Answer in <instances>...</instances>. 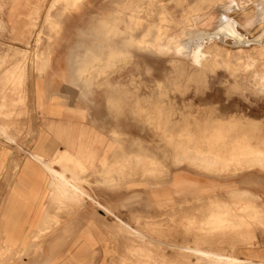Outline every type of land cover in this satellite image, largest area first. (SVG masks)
<instances>
[{
  "label": "crops",
  "instance_id": "obj_1",
  "mask_svg": "<svg viewBox=\"0 0 264 264\" xmlns=\"http://www.w3.org/2000/svg\"><path fill=\"white\" fill-rule=\"evenodd\" d=\"M51 1L0 0V99L4 95L10 101L9 72L19 64L24 68L16 58L34 47L30 44L36 22L39 30ZM82 1L85 11L88 0ZM45 48L41 52H58L55 46ZM53 58L42 64L44 73L36 66L30 80L25 71L33 114L23 115L15 130L21 136L18 143L0 138V264H208L199 257L189 262L182 252H156L158 243L148 231H173L180 236L178 244L186 242L187 232L199 239L197 230L204 232L208 214L212 219L206 226L215 227L222 210L227 221L233 211L247 225L234 219L235 230L213 245L254 238L253 247L235 249L236 258L230 263L264 264L261 163L234 172L228 168L223 175L175 161V166L161 169L153 157L129 153L122 138L106 140L109 133L121 129L98 123L97 112L85 121L69 112L76 108L74 98L69 99L68 89L64 92L59 86L74 84L73 77L69 81L59 70L61 62ZM82 62L81 58L75 61L76 81L83 79ZM66 99L72 102L65 112L59 105ZM234 131L238 138L251 134L249 126ZM6 132L0 131V136H10ZM257 138L264 142V136ZM252 209L256 216L251 218Z\"/></svg>",
  "mask_w": 264,
  "mask_h": 264
},
{
  "label": "rangeland",
  "instance_id": "obj_2",
  "mask_svg": "<svg viewBox=\"0 0 264 264\" xmlns=\"http://www.w3.org/2000/svg\"><path fill=\"white\" fill-rule=\"evenodd\" d=\"M128 1L88 0L83 11L82 0H76L72 6L71 0H52L43 11L39 30L38 21L36 22V35L30 44L34 47L29 46L28 52L18 54L16 58L23 62L24 75L26 71V77L30 80L36 66L37 71L44 73L42 64L54 55L53 60L61 62L59 70H63L60 72H64L69 81L73 77L74 84L59 86L64 92L68 89L69 99L72 96L74 98L76 108L69 112L83 121L91 113L97 112L100 120L98 123L121 129V133H109L106 140L122 138L123 142L127 141L123 149L129 153H138L139 158L153 157L161 169L175 166L174 161L177 165L185 163L190 167L204 166L199 165L205 164L200 163L202 160H199V153H205L211 147L213 151L218 150L217 152L224 150L220 145L208 143L210 135H223L226 137V145L229 146L233 142L229 139L238 138L234 136L237 126L250 127L252 132L248 139L245 138L247 135H241L238 139L264 154V142L257 141V135L264 136V92L259 90L256 77H243L239 68L244 53H250L256 59L264 57V40L261 39L264 37V31L261 30L262 25L257 22L261 18L259 5L264 3V0H218L214 5L210 4L213 0H138L140 13L148 11L150 22L162 26L165 41L170 44L168 50L156 55L137 51L127 45L126 48L132 54L131 58H117L111 66L105 67L103 74L95 75V78L88 79V82L84 83L80 79L76 81L75 61L81 58L83 68L92 62L89 56L84 54L92 47L95 28L104 18L108 23L106 25H113L109 23L110 17H116L119 2ZM67 6L68 9L65 8ZM201 9L203 11L200 12ZM137 12L133 13L135 18L138 16ZM63 14L66 15L62 16ZM130 14L128 11L124 14L119 12L118 16L123 15V18ZM56 21L61 24L57 34L54 28ZM246 22L252 23L245 28ZM155 32L156 30L152 29L151 40L155 39ZM140 34L141 31H133L134 38H139ZM121 43V37L112 39L114 47L120 48ZM46 46H55L58 52H41L45 51ZM225 50L230 54L227 58L222 53ZM225 58L233 65L231 69L223 63ZM208 59L214 65L202 67L201 63ZM11 60L14 59L11 57ZM256 71L257 74L262 73L264 65L256 67ZM86 75L87 72L84 77ZM22 82L27 88L24 78ZM71 102L66 99L60 102L59 108L63 106L62 110L66 112L67 103ZM25 105L24 118L33 114L28 90ZM220 122L221 127L217 125ZM1 124L0 121V131L7 133L8 129ZM17 128L18 126L14 125L12 130H9L10 136L4 134L0 138L16 145L21 137L15 132ZM255 140L257 143L254 146L252 141ZM190 151H193L196 157H193ZM185 153L192 157L189 158L190 161ZM194 158L197 160L194 161ZM261 167L264 168V164ZM16 168L17 164L14 165V170ZM82 184L84 181L80 182V185ZM230 212L233 215L230 221H221L222 223L215 227L206 226L212 219L208 214L204 232L198 229L196 233H201L202 237L198 239L194 233L187 232L186 242L181 244L177 243L180 236L176 234L175 237L171 233L173 231L168 229L164 230V234L148 232L158 243L156 252H182L188 261L199 257L206 259L208 264H219L218 255L232 259L235 257V249L250 248L254 244V238H251L241 244L213 245L212 242L217 238H224L228 232L235 230L236 226L233 227L231 223L234 219H237L240 225H247L242 216L238 218L233 211ZM251 213L254 215L250 214L249 217L256 216L253 209ZM218 248L223 252H217ZM212 256H215L213 260Z\"/></svg>",
  "mask_w": 264,
  "mask_h": 264
},
{
  "label": "bare ground",
  "instance_id": "obj_3",
  "mask_svg": "<svg viewBox=\"0 0 264 264\" xmlns=\"http://www.w3.org/2000/svg\"><path fill=\"white\" fill-rule=\"evenodd\" d=\"M75 1L76 0H71L70 5L72 6V4L75 3ZM217 1L218 0H213L210 4L214 5ZM162 2H164V1L162 0ZM199 2H201V1H199ZM69 6H67L65 8L68 9ZM119 6L120 7L117 10L116 17H114L113 19H111V17H110L109 23H111L113 25H106L108 23L105 22L106 19L104 18V20L100 21L98 26L95 28L94 36H95L96 41H94L92 39L93 49L91 52L88 49L89 52L84 54V55H88L89 58L91 56L90 60L92 62L89 63L87 65V67L85 65L84 68L79 70V75L81 77H83L82 80L84 83L88 82L87 80L90 78H95V75L99 76V75L103 74L105 71V67L111 66V64H113L117 58H121V59L131 58L132 54L126 48L127 45L131 48L136 49L137 51H146V52L153 53L156 55L161 54L164 51L168 50V48L170 46V44L165 41V33H164V30L162 31V26L154 25L153 23L150 22L148 11H142L140 13L138 0H129L128 2H124V3L119 2ZM127 11L131 13L130 16H124L123 18H122L123 15L118 16L119 12L124 14V13H127ZM135 11H138L137 12L138 13L137 18H135L134 14H133ZM201 11H203V9H201L200 12ZM226 25L229 26V23H227ZM60 27H61L60 22L56 21V26L54 27V28H56V34L58 33ZM152 29L156 30V32H155L156 36H155L154 40L150 39V35L152 34ZM134 30L141 31L139 38L133 37V31ZM116 37L122 38V43H121L120 48L114 47L112 45V41L107 40L109 38H116ZM92 38H93V36H92ZM97 45H98V47H97ZM239 51L244 52L243 50H239ZM222 53H224V56L226 58H227V56L230 55L229 51H227V50H225V52H222ZM226 58L223 61V63L226 65V67L228 69H231L230 67L233 65L231 64L230 60L228 61V60H226ZM210 65H214L210 59H208L207 61H203L201 63V66L206 67V68ZM259 65H264V57H263V59H256V58L252 57V54L244 53L242 61L239 64V68H240L241 75L243 77H245V76L256 77L257 78L256 84H257L259 90L264 92V71L262 73H259V74H257V71H256V67H258ZM86 72H87V75L84 77V73H86ZM82 74H83V76H82ZM9 78H10V81L9 80L8 81L10 82V87H11V98H10V101H8L6 96H4V95L2 96V105H1V113H0V116H1L0 121L2 123L1 125L3 127H6V129H8V130L11 129L12 125L20 126L23 122V115H24L23 109H25V111H26L25 103H26V90H27V88L24 87L25 86L24 82H22V80L24 78V71L20 67V64L17 66H14V68L10 70ZM221 124L222 123L220 122V124L218 123L217 125H219L221 127L222 126ZM228 126H229V124H228ZM226 128H228V127L226 126ZM231 128H229V129H231ZM218 130H219V128H218ZM223 130H224V128H223ZM221 131H222V128H221ZM221 131H219V132H221ZM226 132H228V130ZM229 132H231V131H229ZM232 138L231 139L228 138L230 141L233 140V142L229 146H227L226 140H225L226 137H224L223 135H221L219 133L210 135V137L208 138V143L213 144L214 146H216L215 144L220 145L222 147V149H224V150H223V152L222 151L217 152L218 150H215L216 151L215 152L211 149L212 147L210 146L211 148H209V150L207 149L208 147H206L207 152L205 151V153H199L200 154L199 160L200 161L202 160L200 163H205V164H199V165H204V166H200V169L202 171H205V173L206 172L207 173L212 172V171H215V172L218 171L219 173L220 172H226V174H227L229 170H230L229 172H234L233 170L236 167H240L241 165H243V166L240 169L245 170V168L248 169V167L253 168L255 166V164L257 165L258 163L264 164V154L263 153L254 149L252 146L248 145L247 142H245V141L239 140L238 138H234V137H232ZM245 138L248 139V136ZM224 140H225V142H224ZM218 148H220V147H218ZM190 152H192L193 157H196V156H194L193 151H190ZM186 154L188 155V153H185L184 155H186ZM184 155H183V157H184ZM189 158H192V157H189V155H188V160L190 161L191 159H189ZM197 158H198V156H197ZM184 159H182V160H184ZM194 159H195L194 161L197 160L196 158H194ZM199 160H198V162H199ZM219 160L224 161V162L218 163ZM198 167L199 166L197 165V168ZM228 168H230V169L228 170ZM220 174H222V173H220ZM57 182L59 183L60 181H57ZM54 183H55V181H54ZM64 184H65V182L62 185L64 186ZM60 186H57V187H60ZM63 190H64V187H63ZM65 190H66V188H65ZM60 191H62V188H61V190H59L58 193H60ZM228 214H229V212H228ZM251 214H252V216L254 215L253 213H251ZM218 216H219V222H218L219 224L222 222H226L225 220H227V218H228L227 213L223 210H222V212L218 213ZM232 216L233 215H231L230 217H232ZM227 222H229V221H227ZM199 253H201V252H199ZM203 254H205V253H203ZM203 256H205V255H203ZM207 256H209V255H207ZM213 258H215V256L214 257L212 256V259ZM217 259H218L217 263H219V264H220V262L222 264H224L226 261H228L227 264H229L231 262L230 259L228 260L227 258L221 257L219 255H218Z\"/></svg>",
  "mask_w": 264,
  "mask_h": 264
},
{
  "label": "snow or ice",
  "instance_id": "obj_4",
  "mask_svg": "<svg viewBox=\"0 0 264 264\" xmlns=\"http://www.w3.org/2000/svg\"><path fill=\"white\" fill-rule=\"evenodd\" d=\"M258 11H259L260 14H261V18H260L257 22H259V23L262 25L261 30L264 31V3H261V4L259 5V9H258ZM250 23H252V22H246V23L244 24V27L247 28V27L249 26ZM261 39L264 40V37H262Z\"/></svg>",
  "mask_w": 264,
  "mask_h": 264
}]
</instances>
